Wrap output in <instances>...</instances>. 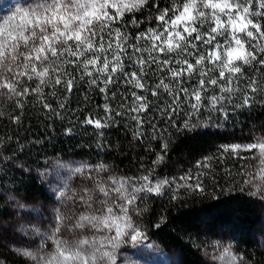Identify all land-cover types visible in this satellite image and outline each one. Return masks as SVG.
I'll return each mask as SVG.
<instances>
[{
  "label": "snow or ice",
  "instance_id": "snow-or-ice-1",
  "mask_svg": "<svg viewBox=\"0 0 264 264\" xmlns=\"http://www.w3.org/2000/svg\"><path fill=\"white\" fill-rule=\"evenodd\" d=\"M138 13L146 15L138 18ZM141 25L148 26L141 31ZM245 68L253 74L249 76ZM261 69L264 0H166L164 7L160 0H25L23 4L0 0V98L13 101L20 110L9 117L13 124H21L30 97L63 118V112L48 102L45 89L52 97L57 89L70 97L77 83H86L103 96L105 114L86 116L82 123L92 126L101 138L105 129L119 127L117 118H121L131 121L133 140L143 139L145 124L156 139L157 126L146 119L150 110L172 127L183 116V129L195 131L208 127L200 119L203 111L210 121L213 113L227 119L228 106H264V87L258 80ZM121 87L124 91L114 109L111 103L117 92L112 89ZM58 107L66 109V102ZM65 135H72L71 127ZM250 137L248 143L222 145L220 161L224 154L250 161L237 173L243 178L239 190L247 188L249 196L264 202V132L251 130ZM167 149L164 142L163 154L157 153L153 165L163 162ZM212 159L198 161L197 168H211ZM67 167L82 183L51 189L60 206L48 218L49 228L42 232L34 226L32 234L40 237L35 247L15 249L25 264H136L122 249L147 246V232L134 219L147 209L137 202L147 195H162L174 183L173 199L181 188L205 193L203 172L181 175L176 183L154 179L155 167L137 176H118L104 163ZM10 183L6 175L0 176V200L7 201L0 207V219L11 210L19 217L14 231L27 236L30 218L17 210L28 209L13 194L16 190L8 187ZM217 250L216 264H245L243 254L231 244L218 245Z\"/></svg>",
  "mask_w": 264,
  "mask_h": 264
},
{
  "label": "trees",
  "instance_id": "trees-1",
  "mask_svg": "<svg viewBox=\"0 0 264 264\" xmlns=\"http://www.w3.org/2000/svg\"><path fill=\"white\" fill-rule=\"evenodd\" d=\"M161 7L166 0H160ZM146 13H138L139 18ZM127 19H131L129 16ZM148 25H141L143 31ZM152 26H155L154 23ZM249 76L253 70L245 68ZM259 86L264 87V69L258 75ZM117 99L112 108L119 104V93L124 91L113 88ZM45 95L57 111L63 112L58 118L44 110L35 97L26 101L21 116V124H13L9 119L19 114L13 101L0 98V176H7L13 194L27 199L41 200L45 203L51 198L48 172L52 163L59 160L80 159L89 164L104 163L119 176H137L149 167H155L154 179H168L179 183V177L191 173L201 177L205 193L189 192L181 188L175 192L165 188L162 195H147L138 201L140 208L147 211L135 216V221L148 235L166 250H176L182 264H202L204 252L210 249L215 240L226 239L235 252L243 254L245 264H264V250L261 246L263 233L261 207L255 197L249 196L247 188L240 192L237 175L242 161L224 154L220 161L221 146L232 143H248L250 131L264 132V106L255 104L251 109H233L228 106V118L220 113L203 111L201 121L208 127H199L195 131L183 129V116L176 118V127H172L166 118L158 112L149 111L146 119L157 126V138L153 139L152 128L145 124L142 140H133L128 124L121 118L119 127L104 130V137L96 134L92 126L82 123L86 116L103 117L104 99L98 90L89 88L86 83H77L70 97L57 89L56 97ZM67 97V99H66ZM262 97L257 96V99ZM166 97H161V101ZM60 102H66V109H59ZM72 135H65L67 128ZM179 129V130H178ZM162 134V138H161ZM11 137L9 140L8 138ZM39 140L40 143H36ZM167 142L165 158L159 165H153L161 145ZM104 145L98 148L97 145ZM244 155H249L245 153ZM205 157H213L211 168H197V162ZM252 163V161H251ZM28 169V171H22ZM231 175L228 174V171ZM143 195V194H142ZM7 201L0 200V207ZM11 214L0 219L7 221ZM159 224V227L156 225ZM0 264H25L23 258L0 243Z\"/></svg>",
  "mask_w": 264,
  "mask_h": 264
},
{
  "label": "rangeland",
  "instance_id": "rangeland-1",
  "mask_svg": "<svg viewBox=\"0 0 264 264\" xmlns=\"http://www.w3.org/2000/svg\"><path fill=\"white\" fill-rule=\"evenodd\" d=\"M17 3L23 4L25 0H16ZM258 133V132H257ZM81 163H87L86 161L80 159H67V160H59L52 163L50 170L48 172V183L51 192V198L47 203L41 200H33L27 199L22 196H16L17 199L25 203L28 211L17 210L20 213V216H28L30 218V223L26 225L29 230V234L27 236H23L18 232H15V228L19 225L17 224L18 216L11 215V219L7 221L0 222V233L3 234V244L10 250L15 252L16 248L20 247H35V241H38L40 237L32 234L31 229L35 227H39L40 230L46 231L49 228V219L56 208L60 205L57 202L56 197L53 195L51 189L55 188L62 184H68L71 187H79L82 183L81 178L78 176H72L69 172L68 165H77ZM252 163H255L252 161ZM93 165V164H91ZM110 168V167H109ZM110 170L118 175L111 168ZM119 176V175H118ZM258 200L261 207V218H262V237L261 242L264 241V202L260 201L258 197H255ZM138 203V202H137ZM139 206V204H138ZM11 213V210H10ZM41 213L43 216L41 217ZM135 219V215H134ZM5 229H9V231H5ZM147 246L141 245L139 249L133 248H125L122 249V252L125 253L126 257L130 258L132 261H135L136 264H173L176 259H180V254L176 250H166L162 245L158 242L151 240L148 238L146 241ZM230 244L228 240L221 239L215 240L213 244H211L210 249L206 250L202 256L201 263L202 264H216L214 257L218 254L217 246L218 245H228ZM261 246L264 250V244L261 243ZM51 248V244L48 246ZM164 253V255H161Z\"/></svg>",
  "mask_w": 264,
  "mask_h": 264
}]
</instances>
